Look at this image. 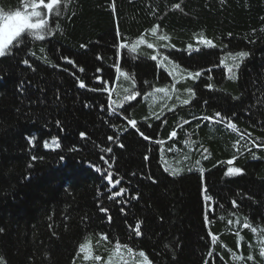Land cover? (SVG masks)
Listing matches in <instances>:
<instances>
[{
	"label": "trees",
	"instance_id": "obj_1",
	"mask_svg": "<svg viewBox=\"0 0 264 264\" xmlns=\"http://www.w3.org/2000/svg\"><path fill=\"white\" fill-rule=\"evenodd\" d=\"M49 2L0 0L44 21L0 56V264H264V0Z\"/></svg>",
	"mask_w": 264,
	"mask_h": 264
},
{
	"label": "snow or ice",
	"instance_id": "obj_2",
	"mask_svg": "<svg viewBox=\"0 0 264 264\" xmlns=\"http://www.w3.org/2000/svg\"><path fill=\"white\" fill-rule=\"evenodd\" d=\"M59 3V0H50V2L45 5V7H47L49 10H53L54 5H57ZM40 7L39 4H33L32 5V15L33 16H38L39 13L37 11H35V9H38ZM176 7H179V5H176ZM7 19L11 22V21H18L17 23H9L7 25L8 31L5 35V37L3 39H0V56L5 54V49L7 46L12 45L13 47L15 46L13 44V41L16 40L17 38L23 40L24 38H26V34L25 36H21V33L24 31L25 28H29V29H38L40 28L43 24L44 21L40 20L37 23H31L29 21V17L25 14L22 15L20 12H16L14 15H11L9 17H7ZM38 39H43V36H38ZM210 43V42H209ZM240 58L246 57L248 55L247 52H241L237 54ZM153 59H155V57H153ZM25 63H27V61H25ZM193 76H199L200 73H194L192 74ZM81 87H83V84H81ZM208 87H211V85H208ZM189 91H191L189 89ZM194 95V94H193ZM185 104L188 103V101H184ZM216 116L219 117L220 113L217 112ZM203 119L207 120V119H211V117H204ZM133 127L136 126V122L135 121H129ZM231 126V125H230ZM83 135V134H82ZM173 135H175V133H173ZM147 138V137H146ZM206 151V150H205ZM35 159V157H34ZM232 161H229V163H231ZM242 170L240 168H229L227 174H232L233 172L235 173H240ZM124 190L121 189V192H123ZM115 195H120V193H116ZM137 235H139V232H137ZM213 239H215V237H213ZM141 256L144 255L143 252L140 253ZM209 255H211V253H209ZM261 255L264 256V250L261 251ZM249 259H251V257H249Z\"/></svg>",
	"mask_w": 264,
	"mask_h": 264
},
{
	"label": "rangeland",
	"instance_id": "obj_3",
	"mask_svg": "<svg viewBox=\"0 0 264 264\" xmlns=\"http://www.w3.org/2000/svg\"><path fill=\"white\" fill-rule=\"evenodd\" d=\"M29 17V16H28ZM31 16L29 17V21H30ZM18 21H9L8 19H6L0 26V39H3L8 31L7 25L9 23H17ZM31 22V21H30ZM31 23H37V22H31ZM173 69V68H172Z\"/></svg>",
	"mask_w": 264,
	"mask_h": 264
}]
</instances>
